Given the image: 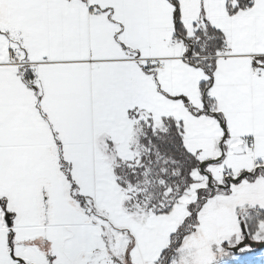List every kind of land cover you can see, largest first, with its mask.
<instances>
[{"label":"snow or ice","instance_id":"6c2138e0","mask_svg":"<svg viewBox=\"0 0 264 264\" xmlns=\"http://www.w3.org/2000/svg\"><path fill=\"white\" fill-rule=\"evenodd\" d=\"M0 264H264V0H0Z\"/></svg>","mask_w":264,"mask_h":264}]
</instances>
